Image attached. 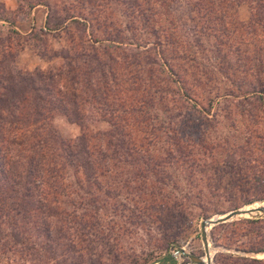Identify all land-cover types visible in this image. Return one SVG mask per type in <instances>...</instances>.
Masks as SVG:
<instances>
[{
    "label": "rangeland",
    "instance_id": "1",
    "mask_svg": "<svg viewBox=\"0 0 264 264\" xmlns=\"http://www.w3.org/2000/svg\"><path fill=\"white\" fill-rule=\"evenodd\" d=\"M193 2L175 1L172 13L180 25L181 37L192 42L191 56L211 60L201 66L210 73L211 80L206 83L211 84L207 86L203 81L198 87L196 99L200 102L196 108L192 106L194 102L179 100L175 95L166 99L170 107L168 116L174 117L181 125L180 130L185 131L186 144H190L185 152L190 156L173 157L179 155L176 152L179 147L171 146L176 137L167 138L164 122L147 123L148 130L144 131L143 127L142 139L135 144L137 151L124 150L129 164L117 165L107 177L92 184L66 181L69 187L59 198V223L52 225L51 233L42 227L48 221L42 212L28 220L21 217L15 228L3 227L5 235L1 244L6 242L7 248L0 251V264H192L187 254L205 258L202 238L205 220L264 204V114L243 101L244 96L238 102L229 96L240 90L241 85L235 87L233 82H240L248 75L253 78L251 75L257 72L254 68L236 67L237 59L245 52L242 47L233 51L235 56L227 49L220 55L213 48L214 39H204L201 46L196 43L191 21ZM49 3L53 18L61 16V8L63 16L66 11H74L87 19L89 28L85 32L81 25L68 21L54 34L39 32L45 26L20 33L16 25L2 18L1 9L4 8L10 20L16 21L22 3L0 0V38L7 40L12 51L17 52L15 64L23 72L67 74L66 62H72L73 56L94 55L88 41H109L119 35L142 42L153 34L148 22L146 28L139 26L136 37L130 35L129 14L117 0H49ZM27 11L22 10L24 14ZM238 18L248 23V4L239 7ZM162 24L170 33L169 18ZM12 29L19 35L13 34ZM241 34L236 37L242 38ZM238 45L232 42L235 48ZM131 48L138 53L136 46ZM148 66L151 71L146 69L147 72L141 73L150 85L154 65ZM210 99H214V107L208 112ZM93 108L87 106L90 134L107 129ZM53 116L58 138L71 141L83 133L82 127L64 114ZM152 127L156 128L154 136H148ZM248 220L260 222L250 224ZM261 233L264 234V217L240 218L212 227L208 231L212 264H260L254 259L264 264V253L247 252L256 242L264 244ZM255 237L259 238L255 240ZM180 248L187 254L175 255ZM221 254L231 255L233 259ZM169 257L174 260H168Z\"/></svg>",
    "mask_w": 264,
    "mask_h": 264
},
{
    "label": "trees",
    "instance_id": "2",
    "mask_svg": "<svg viewBox=\"0 0 264 264\" xmlns=\"http://www.w3.org/2000/svg\"><path fill=\"white\" fill-rule=\"evenodd\" d=\"M117 1L129 14L130 35L136 37L134 34L138 33L139 26L146 28L150 22L153 34L148 36L151 38L138 42L116 35L109 41H88L94 55L73 56V60L70 59L72 62H66L65 67H69L67 74L17 69V52L12 51L7 40L0 38V251L7 248L6 242L1 244L5 235L3 227L15 228L23 216L28 220L42 212L48 219L47 223L42 222V227L45 232L51 233L52 225L59 223V198L66 194V187H69L66 181L92 184L107 177L117 165L129 164L124 150L137 151L135 144L139 138L142 139L143 127L144 131L148 130L147 123L155 125L164 122L167 138L176 137L171 146L179 147L176 149L179 155L172 156L183 159L190 156L185 152L190 145L186 144L185 131L180 130L181 125L174 121V117L168 116L170 107L166 99L175 95L179 100L194 102L192 106L196 108L200 102L196 99L198 87L203 81L211 80L210 73L201 66L211 60L191 56L192 42L181 37L180 25L172 13L171 7L177 0ZM262 1L194 0L191 21L199 46L204 39H214L213 48L217 54L221 55L227 49L235 56V49H244L245 56H239L236 67L254 68L257 74L251 75L253 78L248 75L240 82H233L235 87L241 85L240 90L229 96L236 98L237 102L241 101L239 97L244 96L243 101L249 102L257 113L264 114ZM20 2L23 7L17 14L19 16L24 14V9L29 14L40 5L48 8L45 28L39 32L57 33L68 21L81 25L85 32L89 28L87 19H82L74 11H66L63 16L61 8L62 17L53 18L49 0ZM242 4L250 7L248 23L238 18V9ZM1 10L4 14L2 18L15 26V20L7 17L4 8ZM166 17L170 20V33L169 28L162 24ZM12 33L19 35L15 29ZM238 33H242L243 37L238 39ZM232 42H237L239 48L232 46ZM224 45H228L227 48ZM134 46L138 53L131 50ZM152 64L154 78L149 85L141 72H147L146 69L151 71L148 65ZM210 84L206 83L207 86ZM155 94L159 97L156 98ZM88 105L94 107L100 123L107 124L106 130L94 134L87 130L90 125L86 119ZM213 107L214 99H210L208 112ZM59 112L81 126L83 133L71 141L58 138L53 127V115ZM155 129L152 127L148 136H154ZM51 217L54 221H50ZM258 222L260 220L247 221L250 224ZM260 237L264 234L261 233ZM258 238L255 237V240ZM254 244L247 252L264 253V244ZM221 256L233 259L231 255ZM168 260L174 259L169 257Z\"/></svg>",
    "mask_w": 264,
    "mask_h": 264
},
{
    "label": "water",
    "instance_id": "3",
    "mask_svg": "<svg viewBox=\"0 0 264 264\" xmlns=\"http://www.w3.org/2000/svg\"><path fill=\"white\" fill-rule=\"evenodd\" d=\"M245 208L247 207L232 210L228 213L221 215L220 217L217 216L214 219L213 218L207 219L202 223V238H203L206 261H204V258L202 257H195L193 255L187 254L184 248L178 249L175 255L187 254L192 264H211L212 262V259L210 258L211 249L208 238L209 229L221 224L231 222L235 219L242 218V216H246V215L248 216L247 218L264 217V205H261L260 207H257L256 209H252L249 211H245L246 210Z\"/></svg>",
    "mask_w": 264,
    "mask_h": 264
},
{
    "label": "crops",
    "instance_id": "4",
    "mask_svg": "<svg viewBox=\"0 0 264 264\" xmlns=\"http://www.w3.org/2000/svg\"><path fill=\"white\" fill-rule=\"evenodd\" d=\"M47 9L43 6L35 7L29 14H22L18 16L15 21V29L24 34L32 31L34 27H44L47 20Z\"/></svg>",
    "mask_w": 264,
    "mask_h": 264
},
{
    "label": "bare ground",
    "instance_id": "5",
    "mask_svg": "<svg viewBox=\"0 0 264 264\" xmlns=\"http://www.w3.org/2000/svg\"><path fill=\"white\" fill-rule=\"evenodd\" d=\"M261 205H264V204H261ZM261 205L260 204H255L253 206H250V207L245 208L246 209L245 211H249V210H252V209H256L257 207H260ZM218 217H220V216H218ZM247 217H248L247 215L246 216H242V218H247ZM212 257H213V251L211 249L210 258L212 259ZM204 261H206V257L204 258ZM211 264H212V262H211Z\"/></svg>",
    "mask_w": 264,
    "mask_h": 264
}]
</instances>
